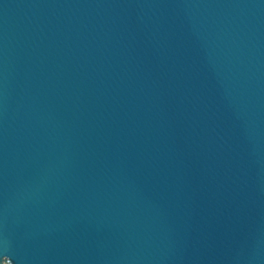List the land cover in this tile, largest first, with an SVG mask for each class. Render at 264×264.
<instances>
[{
    "label": "water",
    "instance_id": "obj_1",
    "mask_svg": "<svg viewBox=\"0 0 264 264\" xmlns=\"http://www.w3.org/2000/svg\"><path fill=\"white\" fill-rule=\"evenodd\" d=\"M0 264H264V0H0Z\"/></svg>",
    "mask_w": 264,
    "mask_h": 264
}]
</instances>
